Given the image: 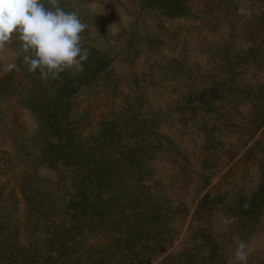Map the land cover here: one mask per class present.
<instances>
[{"label":"rangeland","instance_id":"rangeland-1","mask_svg":"<svg viewBox=\"0 0 264 264\" xmlns=\"http://www.w3.org/2000/svg\"><path fill=\"white\" fill-rule=\"evenodd\" d=\"M102 1V4L95 1L90 9L95 12L92 19L98 29L97 38L115 55L113 69L95 88H85L79 99L93 104L99 100L103 112L110 118L114 117L113 109H125L119 120L122 124L137 116L125 139L128 145L151 131L157 132L145 137L164 144L162 147L156 144L157 153L155 149L150 156L153 182L160 181V188L166 190L173 188L166 196L178 207L175 223L178 233L165 254L152 264H186L187 252L195 253L197 264H232L234 237L248 245L247 264H264V221L258 225L241 223L230 207V202L237 197L250 196L264 178V148L255 147L256 140L264 145V130L252 138L244 126L249 116L248 101L238 104L236 109L225 104L213 115L201 114L204 106L199 105L196 113L201 116L193 123L189 104L183 97L192 85L205 86L220 79L215 69L224 61L215 56V50L228 48V54L233 56L235 47L243 48L244 41H240L251 37L248 29L256 30L255 24L263 17L258 11L264 1L199 0L191 6L203 13L193 16L190 11L187 16L164 21H159L152 12L137 14V4L128 0ZM202 1L208 6L199 5ZM101 5L102 10L106 9L103 12L98 9ZM100 12L104 15L99 18ZM6 56L5 61H0L4 70L12 61L8 49ZM262 83L264 69L255 70L250 66L245 74L232 81L233 85L254 90ZM238 97L233 91L224 101ZM20 122L29 131L37 126L30 112H25ZM0 128L9 131L4 124ZM171 142L178 147L174 148ZM15 146L20 148L18 140L0 141V256L4 260L13 259L15 264H21L25 257L34 264H90L80 258L71 262L65 255L64 233L73 222L69 201L78 187L77 172L37 167L31 157ZM124 147L119 148L123 151ZM112 150L117 153L116 148ZM178 163L191 165L192 178L187 174L170 177V169L179 167ZM185 182L189 187L184 188ZM207 193L225 195L226 203L202 216L194 214L197 201ZM34 195L46 198L49 205L46 210H36L39 215L41 211L44 214L39 216L34 246L29 247L32 233L26 230L30 225L24 222L32 217L23 205L19 203L21 208H17L16 203ZM229 218H235L234 222L226 223ZM18 219L22 222L19 242L14 229H10ZM94 241L92 238L91 243H97ZM216 246L222 250L220 253H226L227 263L210 259Z\"/></svg>","mask_w":264,"mask_h":264},{"label":"trees","instance_id":"trees-1","mask_svg":"<svg viewBox=\"0 0 264 264\" xmlns=\"http://www.w3.org/2000/svg\"><path fill=\"white\" fill-rule=\"evenodd\" d=\"M95 1L103 3L102 0H60L62 8L76 11L82 22L88 25L82 33L88 58L81 74L71 76L65 72L61 73V79H50L44 83L38 72L35 75L29 73L22 64V58L17 57L19 43L15 38L7 46L12 58L10 63H15L18 67L12 71L0 67V125L4 124L5 128H9L8 132L0 128V141L18 140L21 149L15 147L25 153L26 157H31L37 167L44 166L58 171L73 169L77 172V177L80 178L78 187L69 201L73 222L64 233V247L67 250L65 255L68 260L74 262L80 258L90 264H152L165 254L176 238L178 207L174 206V200L166 196L173 188L168 187L166 190L160 188V181L153 182L154 167L150 156L155 149L157 153V145L162 147L164 144L161 140L155 141L145 136H151L157 131L144 132L142 139L128 145V130L132 128L137 116L131 117L127 124H122L119 120H122L125 109H113L111 112L114 117L110 118L103 112L99 100H95L93 104L79 99L85 88H95L102 77L113 69L112 63L115 60L112 49L101 45V39L97 38L98 29L92 19L95 12L92 13L90 9ZM128 1L137 4V14L152 12L159 21L184 17L190 11H193V16L203 13L191 6L199 3V0ZM203 1L199 5L208 6ZM262 1L264 0H260ZM102 8V5L98 7L101 12L106 10ZM101 12L97 17L104 15ZM258 12L263 17L255 24L256 30L248 29L251 37L240 41H244L243 48L235 47L233 56L228 54V48L215 50V56L224 61V64L215 69L218 72L217 78L220 79L205 86L192 85L183 95L185 102L189 104L193 123L198 122L197 117L201 114L213 115L225 104L233 105L236 109L238 104L248 101L249 116L244 126L248 127L252 138L258 131L264 130V83L256 90L232 84L238 76L246 73L249 66L255 70L264 69V4ZM233 91L239 97L229 102L224 101ZM199 105L204 106L201 114L196 113ZM179 111L184 109L179 108ZM25 112H30L37 121V126L32 131L26 125L22 127L20 122ZM134 133L136 132L132 131ZM137 136L139 135L136 138ZM255 144L256 148L263 150L264 145L261 146L260 140H256ZM172 145L174 148L178 147L175 143ZM119 147L125 149L122 151ZM112 148H116L117 153H113ZM178 166L170 169V177L187 174L188 178H192L190 164L178 163ZM186 187L189 185L185 182L184 188ZM20 200H17V208H21L20 203L32 217L24 224L30 225L26 227L32 233L28 246L33 247L34 237L39 229V216L44 214L41 211L39 215L36 210H46L49 203L46 198L38 195L29 196L22 202ZM225 200L223 194L211 196L207 193L197 201L194 214L202 216L206 211L222 208ZM181 205L187 211L185 204ZM230 207L239 222L263 224L264 178L250 196L237 197L230 202ZM21 226L19 219L15 227L7 226L14 229L18 242ZM92 238L97 243L94 241L92 244ZM220 251L219 246H216L210 259L215 263H227L226 253ZM184 256L186 264H197L195 253L187 252Z\"/></svg>","mask_w":264,"mask_h":264},{"label":"clouds","instance_id":"clouds-1","mask_svg":"<svg viewBox=\"0 0 264 264\" xmlns=\"http://www.w3.org/2000/svg\"><path fill=\"white\" fill-rule=\"evenodd\" d=\"M87 27L76 11L62 8L60 0H0V61L7 59V46L15 38L17 57L29 73L38 72L42 82L59 80L65 72L79 75L88 58L82 35ZM17 67L7 64L9 71ZM234 243L232 264H247L248 245L238 237Z\"/></svg>","mask_w":264,"mask_h":264},{"label":"flooded vegetation","instance_id":"flooded-vegetation-1","mask_svg":"<svg viewBox=\"0 0 264 264\" xmlns=\"http://www.w3.org/2000/svg\"><path fill=\"white\" fill-rule=\"evenodd\" d=\"M7 260H4L3 257L0 256V264H15L13 259L8 258ZM21 264H34V261L25 257Z\"/></svg>","mask_w":264,"mask_h":264}]
</instances>
